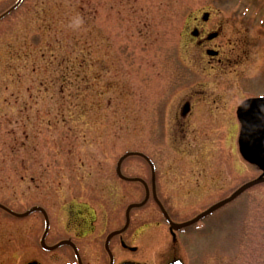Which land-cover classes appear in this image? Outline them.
Instances as JSON below:
<instances>
[{
    "label": "rangeland",
    "instance_id": "rangeland-1",
    "mask_svg": "<svg viewBox=\"0 0 264 264\" xmlns=\"http://www.w3.org/2000/svg\"><path fill=\"white\" fill-rule=\"evenodd\" d=\"M203 13L223 39L245 40L239 67L221 77L227 86L213 81L189 37ZM176 63L197 71L205 94L222 96V110L240 108L225 111L223 128L161 146L160 96L180 76ZM261 96L264 0H0V264H18L17 240L28 247L35 229L41 235V214L17 215L40 207L55 229L66 216L60 207L78 204L114 206L118 225L127 206H144L132 210L139 262L182 255L187 264H264V183L224 203L264 178L255 159L264 127L249 114ZM142 156L154 163L156 190L165 182L168 196L156 199L174 222L223 203L191 246L161 222L163 239L155 238V218L139 230L156 204L137 183L151 184ZM180 157L226 165L194 195L176 196L173 166L162 159Z\"/></svg>",
    "mask_w": 264,
    "mask_h": 264
},
{
    "label": "flooded vegetation",
    "instance_id": "flooded-vegetation-1",
    "mask_svg": "<svg viewBox=\"0 0 264 264\" xmlns=\"http://www.w3.org/2000/svg\"><path fill=\"white\" fill-rule=\"evenodd\" d=\"M204 15L205 13L196 19L189 37L193 41L195 49L205 54V65L212 73L213 81L219 85L227 86V84L223 83L226 80L221 79V77L228 74L230 70L233 71L239 67L241 60L244 58V49L242 47L245 40L239 38H234V40L223 39V29L219 27L215 29L210 28L212 27L211 16L207 14V18L204 19ZM211 35H214V37L209 39L208 37ZM207 51L210 54H207ZM176 67V76L177 70L180 76L175 78L173 84L166 91L164 89L163 94L160 96L161 130L159 143L161 146H165L169 142L171 143V141H178L180 138L186 140L189 131L191 132L190 134L195 132L198 134L202 132L208 134L212 131L213 124L220 123V127L223 128L221 123L223 122V118L226 117L225 111L230 109L236 113V110L238 112L240 108L238 106L237 108L230 107L228 109V106L225 105L224 110H222V96L210 94L209 96L207 93L205 94L201 80L199 82L200 76L195 69L182 67L179 63H176ZM236 75H239V72ZM238 83L239 85L241 84L243 90L245 84L240 80ZM181 90L184 91L182 98L180 96ZM260 101H264V96L259 97L255 103ZM254 104L249 110V114L253 119L255 118L252 117L251 110ZM255 120L264 127L259 120ZM193 139L196 140V138ZM142 160L150 167L152 175L151 184L149 185L142 180L137 181V183H140L144 187L145 192L146 187L150 186L148 192L155 199L167 197L168 194L165 188H163L165 187V182H163V187L160 186V189L156 190V170L153 161L147 157L142 158ZM166 161H170V163H165ZM163 165L173 166V195L187 197L194 195L198 184L203 188L208 182L210 183L213 173L215 175L220 172L223 173V166L226 163L221 158L193 159L180 157L170 160L162 159ZM164 171L166 172L167 169L162 168L160 172L164 173ZM207 176L212 178L209 179ZM126 180L132 182L135 179ZM155 203V207L150 208L151 212L148 214L149 216L142 217L141 219H148L150 221L140 225L139 230L143 232L144 228L147 229V224L151 225L155 219H157V222L160 220L158 227L161 230L156 231L155 238L159 236L160 239H163V231L166 227L161 226L162 223V225L164 224L180 237L181 245L184 248L191 246L193 236H196V231L198 232L201 229L206 219L213 213L208 214L210 209L199 211L192 217L174 222L170 210L161 205L157 199ZM108 208L113 211L108 212ZM144 208V206H127L119 215L121 221L118 225L116 223V208L114 206L93 207L78 204L65 207L63 205L60 207V210L63 209V214L66 216H64L63 222H57V228L54 229L46 211L37 207L36 209L39 211L37 213L41 214L44 223L41 235L37 234L34 228L33 239L28 247L21 246V240L18 239L15 257L19 261L18 264H149L136 261L132 258V255L137 252V246L131 244L134 236L132 210ZM72 209H78L77 219L74 222L70 219L69 214ZM193 212L195 213L194 210ZM187 223L191 224L177 231L172 228L173 225L179 226ZM160 231L161 233L158 234ZM143 239L144 236L142 237ZM118 254L120 256L117 258ZM184 257L182 255L171 256L166 261L161 260L160 264H187Z\"/></svg>",
    "mask_w": 264,
    "mask_h": 264
},
{
    "label": "water",
    "instance_id": "water-1",
    "mask_svg": "<svg viewBox=\"0 0 264 264\" xmlns=\"http://www.w3.org/2000/svg\"><path fill=\"white\" fill-rule=\"evenodd\" d=\"M207 14L204 15V19L207 18L206 16ZM214 37V35L209 36L208 38H212ZM207 54H210L209 51H207ZM251 114L252 117H254L255 119L259 120L261 122L262 125H264V101H260L254 104L252 110H251ZM259 141L257 142L256 145V154H255V159L257 161V163L259 165H261L262 167H264V138H259ZM259 183H264V178H258L255 181H252L251 183L245 185L244 187H242L239 191H237L231 198H229L228 200L224 201V203L233 200L234 198H236L237 196H239L240 194H242L243 192H245L246 190H248L249 188H251L252 186L259 184ZM223 205V203L214 206L212 209H210V211H208V214L213 212L214 210L218 209L219 207H221ZM191 223H187V224H183V225H173L172 228L177 231L181 228H185L188 225H190ZM178 264V263H177Z\"/></svg>",
    "mask_w": 264,
    "mask_h": 264
},
{
    "label": "clouds",
    "instance_id": "clouds-1",
    "mask_svg": "<svg viewBox=\"0 0 264 264\" xmlns=\"http://www.w3.org/2000/svg\"><path fill=\"white\" fill-rule=\"evenodd\" d=\"M80 23H81V21H77V26H79Z\"/></svg>",
    "mask_w": 264,
    "mask_h": 264
}]
</instances>
